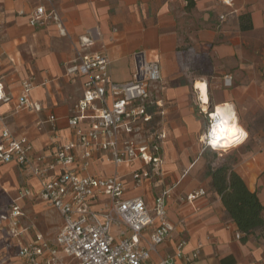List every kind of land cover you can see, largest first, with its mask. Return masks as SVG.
<instances>
[{
  "label": "crops",
  "instance_id": "crops-1",
  "mask_svg": "<svg viewBox=\"0 0 264 264\" xmlns=\"http://www.w3.org/2000/svg\"><path fill=\"white\" fill-rule=\"evenodd\" d=\"M233 2L229 7L219 0H0V83L7 98L0 101V138L5 127L17 137L27 136L35 155L45 154L49 161L57 146L76 140L68 119L84 94L87 78L74 71L81 56L105 54L108 73L118 83L130 81L142 62H159L161 81L152 99L160 115L150 125L166 136L162 174L154 175L140 160L115 165L104 154L82 172L119 175L128 188L126 197H142L149 209L162 191H170L167 219L177 230L150 262L185 240L187 254L202 245L196 264H264V227L241 234L211 187L209 172L204 184L191 177L204 163L201 137L210 115L228 104L249 134L233 148L241 155L233 169L264 208V0ZM41 5L48 16L33 27L30 19ZM82 37L93 44L83 49ZM27 81L33 82L29 98L38 109L19 108ZM52 115L54 124L48 121ZM60 172L58 166L48 175ZM136 172L143 174L140 183ZM40 189V179L28 170L0 164V215L10 214L13 202L23 212L20 236L9 234L7 222L0 224V264H29L19 251L39 236L54 245L64 221L38 196ZM200 189L205 196L185 200Z\"/></svg>",
  "mask_w": 264,
  "mask_h": 264
},
{
  "label": "built area",
  "instance_id": "built-area-1",
  "mask_svg": "<svg viewBox=\"0 0 264 264\" xmlns=\"http://www.w3.org/2000/svg\"><path fill=\"white\" fill-rule=\"evenodd\" d=\"M219 1L229 7L234 4L233 0ZM46 11L44 5L39 6L30 25L43 23L48 16ZM224 18L220 16V20ZM91 44L92 39L81 38L83 49ZM109 63L102 53L80 57L74 71L87 79L83 98L75 106V114L68 119L76 140L57 146L54 160L49 161L45 154L35 155L33 143L27 136L17 137L6 127L1 132L0 164H13L39 178L38 196L64 221L54 245L39 236L34 244L22 248L19 256L29 264H177L178 260L183 264H196L202 245L187 254L185 240L178 241L172 253L150 262L158 247L170 240L177 230L167 219L169 190L162 191L155 199L154 208L149 209L142 197H126L128 188L119 175L82 174L100 154L115 165H130L140 160L151 166L156 176L163 171L161 151L166 136L158 125L149 127L153 114L147 110L157 107L152 91L161 81L160 64L144 61L130 81L118 83L112 81L108 73ZM33 88L32 81L24 82L19 108L38 109L29 98ZM6 99L0 83V101ZM89 111L95 114L88 115ZM210 116L213 122L216 118ZM48 121L54 124L55 116H50ZM84 121H89L86 127ZM58 166L61 172L49 176ZM134 177L140 183L143 174L136 172ZM204 194V190L195 191L187 199L192 203ZM102 198L100 206L94 207ZM10 210V214L0 215V224L7 222L9 234L20 236L23 212L16 202L10 205ZM60 252L73 263L65 262Z\"/></svg>",
  "mask_w": 264,
  "mask_h": 264
},
{
  "label": "trees",
  "instance_id": "trees-1",
  "mask_svg": "<svg viewBox=\"0 0 264 264\" xmlns=\"http://www.w3.org/2000/svg\"><path fill=\"white\" fill-rule=\"evenodd\" d=\"M147 110L153 114V122L159 119L156 107ZM233 164L209 167V175L212 188L221 196L229 217L236 223L239 232L247 236L264 227V208L258 195L249 190L243 178L233 169Z\"/></svg>",
  "mask_w": 264,
  "mask_h": 264
},
{
  "label": "clouds",
  "instance_id": "clouds-1",
  "mask_svg": "<svg viewBox=\"0 0 264 264\" xmlns=\"http://www.w3.org/2000/svg\"><path fill=\"white\" fill-rule=\"evenodd\" d=\"M215 117L216 119L210 123L208 131L201 137V143L205 148L217 152H227L247 140L249 134L239 124L234 109L230 105L219 106Z\"/></svg>",
  "mask_w": 264,
  "mask_h": 264
},
{
  "label": "rangeland",
  "instance_id": "rangeland-1",
  "mask_svg": "<svg viewBox=\"0 0 264 264\" xmlns=\"http://www.w3.org/2000/svg\"><path fill=\"white\" fill-rule=\"evenodd\" d=\"M150 127L152 126L150 125ZM204 151H205V154L203 158L204 163L202 164V169L195 172L194 173L195 175L193 176H191L190 174L188 175V176H191L193 179H196L202 184H204L206 182V179L208 178L207 173L209 172V167L217 168L223 164H233V163H236L241 157L240 153L236 149H231L227 152H224V151L217 152V151H213L212 149L204 148ZM186 173L187 172H183V175ZM200 190H204V189H200ZM195 191H199V190H195ZM205 194H206V191H205ZM205 194L200 197L205 196ZM187 198H188V195L186 196L185 200L188 203H191L188 201Z\"/></svg>",
  "mask_w": 264,
  "mask_h": 264
},
{
  "label": "bare ground",
  "instance_id": "bare-ground-1",
  "mask_svg": "<svg viewBox=\"0 0 264 264\" xmlns=\"http://www.w3.org/2000/svg\"><path fill=\"white\" fill-rule=\"evenodd\" d=\"M206 100H207V99H206ZM213 117L216 118V117H215V114H213Z\"/></svg>",
  "mask_w": 264,
  "mask_h": 264
}]
</instances>
